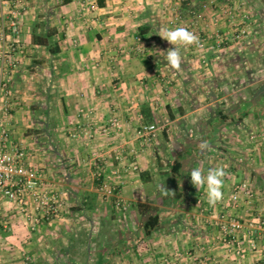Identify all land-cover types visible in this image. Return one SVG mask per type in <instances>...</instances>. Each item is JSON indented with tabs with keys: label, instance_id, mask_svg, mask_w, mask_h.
<instances>
[{
	"label": "crops",
	"instance_id": "0c3cea01",
	"mask_svg": "<svg viewBox=\"0 0 264 264\" xmlns=\"http://www.w3.org/2000/svg\"><path fill=\"white\" fill-rule=\"evenodd\" d=\"M204 2L50 0L58 5L51 23L61 47L52 56L32 35L45 0H0V32L7 34L0 41V120L9 132L2 142L9 150L26 145V164L66 204L63 218L31 231L16 205L0 196V264H24V254L32 264H77L70 254L84 242L98 264L124 254L133 264H264L260 227L242 235L236 253L218 219L227 212L249 223L264 220V0H212L198 42L182 48L181 69H174L165 57L175 46L158 32L188 30ZM229 9L246 22L237 25ZM13 14L21 28L16 52ZM242 28L247 33L234 39ZM217 32L227 35L221 47H209L213 38L199 47ZM113 117L121 128L105 133ZM151 124L157 133L147 140L141 128ZM204 142L210 150H201ZM196 168L225 170L223 198L214 206L206 186L191 182ZM106 176L117 187L113 198L100 191ZM244 182L254 195L232 203ZM139 204L158 208L159 226L150 235ZM105 222L115 229L111 242ZM64 254L69 258L61 263Z\"/></svg>",
	"mask_w": 264,
	"mask_h": 264
},
{
	"label": "built area",
	"instance_id": "2783aa9c",
	"mask_svg": "<svg viewBox=\"0 0 264 264\" xmlns=\"http://www.w3.org/2000/svg\"><path fill=\"white\" fill-rule=\"evenodd\" d=\"M228 12L233 15L232 10ZM18 17L13 14L11 27L13 44L10 47L12 51L16 52L19 35L21 28L19 25ZM204 19V15L197 10L192 12V18L188 23V30L199 36L201 34L200 22ZM235 22V15L232 16ZM178 18L173 20L172 23H176ZM245 16L242 18L240 23H245ZM247 33L246 28H242L234 32V39L239 40L240 36ZM7 38L5 32H0V41L4 42ZM215 39L216 43L209 45L211 49H217L222 46L226 41L227 35L221 33H211L206 38L199 41V47H206L205 42L208 39ZM4 54L2 58L4 59ZM0 90H4L0 83ZM121 128L120 121L117 117H113L109 120L108 124L104 126V132H118ZM141 133L147 140H151L156 137L157 126L156 125H143ZM8 129L3 126L0 120V196L6 198L9 202L16 205L22 216L25 217L26 221L30 225L31 231H36L43 222H54L55 220L64 217L66 211V204L61 196V193L52 187H49L44 182V174L38 169L30 167L26 164L27 159V146L21 144L12 150L6 149L3 144V139L8 136ZM137 166H134L135 169ZM99 177L103 176V173H98ZM100 191L105 198H113L116 196L117 187L112 184L111 177L106 176L102 179ZM254 187L249 182H244L236 186L231 201L237 204L240 201L241 195L245 194L248 196L254 195ZM121 201H117V206L120 207ZM219 226L222 233L223 240L237 248L236 253H240L243 248L244 239L242 235L248 236L249 228L254 229L255 227L262 229L264 232V220L259 219L258 221H251L250 223L240 219L237 216L230 215L227 212H222L218 216ZM246 234V235H245ZM251 249L257 250L258 245L255 242H251ZM24 264H32V256L28 254L23 255Z\"/></svg>",
	"mask_w": 264,
	"mask_h": 264
},
{
	"label": "clouds",
	"instance_id": "9594fccd",
	"mask_svg": "<svg viewBox=\"0 0 264 264\" xmlns=\"http://www.w3.org/2000/svg\"><path fill=\"white\" fill-rule=\"evenodd\" d=\"M158 34L166 39L174 48H169L165 61L172 68L180 70L183 63L182 48L198 42L195 34L185 28H176L175 30L160 29ZM202 151L210 150L207 142L200 145ZM191 182L200 190L206 186L208 203L215 205L223 198V177L225 170L223 168H211L206 174L202 173L200 169L196 168L191 171Z\"/></svg>",
	"mask_w": 264,
	"mask_h": 264
},
{
	"label": "trees",
	"instance_id": "16d2710c",
	"mask_svg": "<svg viewBox=\"0 0 264 264\" xmlns=\"http://www.w3.org/2000/svg\"><path fill=\"white\" fill-rule=\"evenodd\" d=\"M71 0H63V3H68ZM50 0H45L43 12L39 14L32 28L33 40L36 45L46 47L52 56H57L61 52L60 44L57 40L58 29L52 25L51 19L56 15L57 3L50 4ZM144 32V28H142ZM143 113L148 121L151 120V114L147 107L143 108ZM142 212L148 216L145 219L143 229L147 235L159 226L158 208L150 204H139ZM100 259H103L102 255ZM78 264V263H77Z\"/></svg>",
	"mask_w": 264,
	"mask_h": 264
},
{
	"label": "rangeland",
	"instance_id": "374dc122",
	"mask_svg": "<svg viewBox=\"0 0 264 264\" xmlns=\"http://www.w3.org/2000/svg\"><path fill=\"white\" fill-rule=\"evenodd\" d=\"M211 1L212 0H209V2H204L203 3L202 10H201L202 14H203V12H206L207 7L209 8L211 5H213V3ZM204 17H205V15H204ZM241 20H242V17L239 18V16H237L236 19H235V22L240 23ZM241 24H243V23H241ZM109 224H110V222H105V227H107V231H108V238H109V241L111 242V241L115 240L114 237H113L115 235V234H113V232L115 233V229H113V228L110 229L109 228L110 227ZM119 224L122 225L123 223L118 221L116 223V225H117L116 227L117 228H119ZM83 234L85 236L84 240H86V233H83ZM86 247H87L86 243L84 242V245L82 247L78 248L77 250H75L74 252H72L70 254L71 255V259L75 260L76 262H78L80 264L88 262V261L91 264H98V262H97V259H98L97 252L96 251H91V253H90V252H88V249ZM132 257L133 256H131V254H124V255L120 256V258L117 259V262H114L113 264H133L134 259H132ZM67 258H69V257L64 254L63 256H61L60 262L61 263L67 262V260H68ZM32 262H33V260H32ZM147 262L149 263V261H147Z\"/></svg>",
	"mask_w": 264,
	"mask_h": 264
}]
</instances>
